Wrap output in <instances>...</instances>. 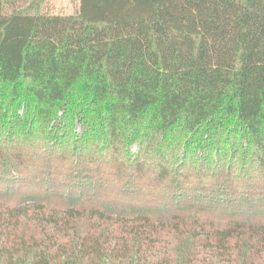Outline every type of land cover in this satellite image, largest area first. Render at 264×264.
Returning a JSON list of instances; mask_svg holds the SVG:
<instances>
[{
	"label": "trees",
	"instance_id": "16d2710c",
	"mask_svg": "<svg viewBox=\"0 0 264 264\" xmlns=\"http://www.w3.org/2000/svg\"><path fill=\"white\" fill-rule=\"evenodd\" d=\"M0 0V264H264V0Z\"/></svg>",
	"mask_w": 264,
	"mask_h": 264
},
{
	"label": "rangeland",
	"instance_id": "374dc122",
	"mask_svg": "<svg viewBox=\"0 0 264 264\" xmlns=\"http://www.w3.org/2000/svg\"><path fill=\"white\" fill-rule=\"evenodd\" d=\"M26 0H19V2ZM29 1V0H28ZM44 5H48L51 10L59 11L63 13H69L73 11L74 7L77 5L78 0H45Z\"/></svg>",
	"mask_w": 264,
	"mask_h": 264
}]
</instances>
